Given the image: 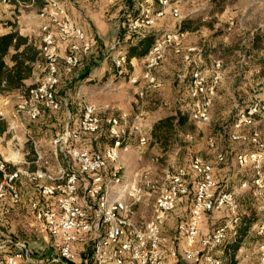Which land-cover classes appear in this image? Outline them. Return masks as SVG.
Here are the masks:
<instances>
[{
	"label": "built area",
	"instance_id": "2783aa9c",
	"mask_svg": "<svg viewBox=\"0 0 264 264\" xmlns=\"http://www.w3.org/2000/svg\"><path fill=\"white\" fill-rule=\"evenodd\" d=\"M47 4L38 10L41 39L38 45L39 55L45 59L41 79L28 90V95L21 93L20 102L14 109L13 117L24 112L34 120L41 114V108L53 111L59 109L61 101L55 96V86L58 82L59 62L71 66L77 62V53L82 44L87 47L83 29L75 25L59 0H46ZM113 1V0H109ZM131 0L128 10L135 14L127 18L128 27L142 37L143 29L152 28L164 14L170 13L179 22L181 14L173 7L174 0ZM18 5L29 6L17 1ZM127 10V9H126ZM53 28V29H52ZM186 32L177 26L173 30H163L155 39L154 45L148 51L145 61L143 78L151 86H157V81L151 72L162 55L165 46L179 50ZM69 40L73 42L68 43ZM65 54L60 55V49ZM199 55V50L189 47L182 54L185 64L193 62V56ZM115 66L125 63L124 55L113 58ZM221 62L212 60V69L201 71L194 65L186 78L178 75L185 82L188 96L193 101L189 111V120L196 124H205L210 120V108L218 83L221 80ZM118 74H122L121 70ZM131 82H136L134 75L128 76ZM142 97L143 93H139ZM39 103L40 107L35 104ZM1 115V112H0ZM142 112L129 115L120 112L103 119L107 126V137L111 143H106L96 152H90L84 136L98 131L101 119L95 114V106L83 104L75 127L66 125L55 133L51 140L54 154L62 152L69 162L68 167L55 164L58 175H53V165L49 159L37 155L36 169L28 171L22 167L12 168L0 153V224L10 209L20 203L19 182L22 176L29 179L41 196L51 205L33 201L30 204L31 214L47 237L58 240L55 256L46 264H164L166 244L170 241L163 232L167 214L174 208L176 201L188 194L187 179L193 175V200L187 218L177 225L178 233L184 240L181 255L185 260L207 264H222L214 256L217 247L233 232L237 222V205L231 192L223 189L214 179L212 166L199 156L194 157L188 168H178L174 173L166 174L167 185L160 187L152 205L148 219L141 223L134 220V208L143 200L144 191L135 180L123 177L116 167L109 168V163L116 162L122 153L130 149L129 139L137 138L140 146L148 144L149 137L143 130ZM264 115V102H252L245 108L237 109L235 119L231 124L229 140L246 143L250 149L235 155V161L243 166L251 164L254 173L249 180L241 182V187L250 184L264 189V133L256 128L246 132L244 128L253 126L257 118ZM192 139V136L186 135ZM217 162H222L224 156L215 154ZM72 163L76 167H72ZM190 172H189V171ZM192 173V174H190ZM85 181L84 195H79V183ZM155 189L154 186L150 187ZM155 191V190H153ZM93 203L87 202V198ZM227 207L232 217L222 226L199 237L198 226L202 215ZM257 233L262 235L258 245L259 264H264V221L256 226ZM93 233L91 256L80 258L76 243L80 236ZM199 246L196 247V242ZM30 251L23 243H17L13 249L5 250L0 245V264H25L30 262Z\"/></svg>",
	"mask_w": 264,
	"mask_h": 264
},
{
	"label": "rangeland",
	"instance_id": "374dc122",
	"mask_svg": "<svg viewBox=\"0 0 264 264\" xmlns=\"http://www.w3.org/2000/svg\"><path fill=\"white\" fill-rule=\"evenodd\" d=\"M60 4L67 10L69 4L77 0H59ZM98 1V0H97ZM145 4H150V0H143ZM226 6L222 13L215 14L211 9L212 0H174L172 1L181 14V21L184 18H190V22L193 26H198V29L194 32L186 33L182 40V48L177 50L172 46H165L162 49V55L158 63L152 67L151 72L156 78L157 86L149 85L143 78V72L145 71V61L135 64L138 73L133 74L136 78V82H131L129 78L121 79L119 82H112L109 85L107 93L98 92L97 94L88 95V91L85 93H79L82 97L81 104L96 105L99 102H108L116 110L114 113L122 112L118 111V107L123 105L121 99L124 92H128L131 100L128 103L129 115H134L139 112H143L142 105L155 106L157 113L160 115L172 112V110L190 111L193 107V101L188 96L185 82H181L178 75L184 74L186 78L189 76V71L196 64L201 71H206L209 75V71L212 69V60L218 59L221 62V80L218 83L215 91V96L210 108V120L205 124H196V134L194 139L185 145H174L164 156L163 159H159L158 163L166 172L156 174H148L156 182H152L151 185L155 189L150 188L151 192H148L146 199L135 208L137 211L134 213V220L137 223H141L149 218L152 212V205L155 199L156 192L160 187L167 185L166 174L174 173L178 168H188L191 160L199 156L212 166V174L215 180L218 181L220 187L231 192L236 202V211H242L238 214H244L249 212V204L254 205L255 212H262L263 208L259 207V202L264 203V189L258 190L257 186L248 183L247 186L241 187V182L249 180L250 176L254 173V168L251 164L240 166L235 161L236 149L242 145L235 143L228 138V134L231 133V125L227 128L220 129L217 116L221 118L230 119L234 115L237 109L245 108L252 102H264V0H225ZM66 2V3H65ZM100 0L98 1V3ZM131 0H101V9H98L97 3L91 4L87 7V11L92 22L95 21L94 28L90 25L86 31V43L87 47L83 46L77 53V62L74 65L67 66L61 62L58 64V82H64V78L68 79L70 76H74L78 72V68L82 66L80 57L83 54H92L94 59L97 60L103 55L106 50L110 51L111 61L120 55L125 54V49L130 39L136 37V33L130 30L128 27L127 18L132 16L133 12L128 10ZM5 3V2H4ZM6 4V3H5ZM70 6V5H69ZM3 8H6L5 14ZM13 7H4L2 0H0V22L6 21V12L13 11ZM100 8V7H99ZM18 9L32 11V15H38V10L31 5L26 7L23 5L14 7V13L18 14ZM127 9V10H126ZM12 17V16H11ZM69 18H71L69 16ZM84 18V17H83ZM87 19V18H86ZM178 20L174 18L170 13H165L164 16L159 19L155 26L152 28L143 29L144 32L156 31L162 32L163 30H173L174 26L178 24ZM53 29V28H52ZM41 32V30H40ZM259 40L257 46L255 42ZM192 47L199 50V55L194 54L193 62L185 64L182 54L185 49ZM89 51V52H88ZM65 51H62V54ZM83 58V57H82ZM107 61L101 66L97 67V72H107L110 69V64ZM88 60V59H87ZM83 61V60H82ZM84 62V61H83ZM89 62V61H87ZM86 62V63H87ZM134 62V60H132ZM114 64V63H113ZM136 71V72H137ZM96 72V75L98 74ZM118 76H122L117 74ZM60 77V79H59ZM57 82V85L59 84ZM122 84V85H121ZM56 87V86H55ZM143 93L140 97L139 93ZM84 94V95H83ZM84 96V97H83ZM143 101V102H142ZM20 102L16 93L10 94L6 102L0 103V112L2 116H7L8 112L16 108V103ZM37 107L39 103L35 104ZM130 107L132 109H130ZM41 108V114L34 120L30 119L24 112L19 113L20 124L16 129H11L5 134V138L2 140V144H6V140L13 136L12 143L25 141V147L29 150L33 147L31 142L32 137L40 136L46 131L47 138H51L56 131H60L57 121H52L55 125H45V120L48 119L49 113L45 108ZM122 110V109H121ZM223 112V113H221ZM58 115V114H57ZM56 115V116H57ZM0 115V122L3 123L6 130L5 118ZM52 117V114H51ZM257 118L253 126L244 128L246 132L256 128L261 133H264V115ZM7 118V117H6ZM100 118V117H99ZM102 121L99 125L98 132H104L106 124L103 123L104 116H101ZM141 122L146 120L144 112L141 115ZM35 129H41L35 133ZM223 131L225 135L219 136V131ZM104 142L103 138L97 139L95 145L100 147ZM222 153L224 159L222 162H217L215 159L216 153ZM31 154V153H30ZM189 171V170H188ZM190 172V171H189ZM264 173V170L262 171ZM163 174V175H162ZM192 174V173H190ZM195 177L191 175L187 179L188 194L187 201L192 204L194 186L193 180ZM264 186V183H262ZM152 190H155L152 192ZM177 204V203H176ZM175 204L174 208L167 214L174 215L175 208L179 207ZM177 206V207H176ZM190 207L182 214L177 211L178 221L173 225L170 230L178 234L177 225L188 214ZM253 208V207H252ZM205 214V215H204ZM202 216L207 217L212 215V220L216 221L215 226H221L232 215L227 207L217 210L216 212L204 213ZM264 219V213H262ZM202 220V219H201ZM32 222L29 219L27 223L22 222L18 225L12 224L11 230L16 232L18 238L25 237L24 239L33 248V245L39 246L42 244L41 238L37 237L33 233L34 227L28 223ZM7 225V224H6ZM257 226V225H256ZM256 226L252 225L251 230H257ZM211 227V226H210ZM207 227L203 225L198 226V234H201L202 230H212L214 227ZM4 228V227H3ZM33 228V229H32ZM0 229L2 227L0 226ZM5 230L7 228H4ZM10 229V228H9ZM214 230V229H213ZM36 231V230H35ZM37 232V231H36ZM258 234V233H257ZM51 240V239H50ZM12 241H18L12 240ZM2 240L0 239V244ZM85 242H89L88 250L91 251L92 236L87 237ZM34 243V244H33ZM56 246V244H55ZM41 252L42 249L38 248ZM44 251V250H43ZM38 252V253H39ZM53 252V251H52ZM54 253V252H53ZM37 253L33 252V255ZM44 255H37L33 258L35 261H39ZM258 255L253 253L249 261L251 264H259ZM43 261V260H42Z\"/></svg>",
	"mask_w": 264,
	"mask_h": 264
},
{
	"label": "crops",
	"instance_id": "0c3cea01",
	"mask_svg": "<svg viewBox=\"0 0 264 264\" xmlns=\"http://www.w3.org/2000/svg\"><path fill=\"white\" fill-rule=\"evenodd\" d=\"M98 1L97 0H77L76 4L72 2L71 4H69L70 6L68 5V7L66 8L68 16L71 17L70 18L71 21L75 25L83 29L85 33V41L87 38L85 29L86 27L87 28L89 27V24H90L89 21L91 20L90 17L87 16L89 14V12L87 11V7L90 6L91 4L97 3L98 4L97 8L101 9V4H100L101 0L99 3ZM2 2H3L4 7L6 6L13 7L12 9L14 11V5L9 4V3L5 4L3 0ZM28 7H31V5H29ZM5 9L6 8H3L4 14H5V11L7 10ZM13 11L11 10L8 13L6 12L5 17L8 20L0 22V34L17 29L21 34L30 36L39 43L41 39L40 24L42 20L38 17V15H32L31 13L32 11L30 10L26 11V10L18 9L17 11L18 14L14 13ZM8 22L14 23V26L10 25V23ZM94 24H95V21L92 22L90 25H92V27L94 28L95 26ZM71 42H73V40H69L68 43H71ZM59 51L62 54V51H63L62 46ZM132 60H134V62H132ZM106 61L107 59H104L100 63V65L102 66ZM141 61H142V58H134V57L130 58L129 63L131 65V70H130L129 75L138 73L137 68L134 65L138 64ZM110 69H111V64H110ZM36 70H37L36 73H34L33 76L26 81L28 85L33 84V83L35 84L41 79L42 75L39 74L40 67H38L37 65H36ZM96 72H97V69H94L92 72V76H95L97 78L96 83H94L93 85L89 87H81L77 90L76 95H75L76 104H75V107L72 108V110H69L67 106L66 96H62L61 104L58 110L53 111V110L48 109L49 110L48 112L52 114V117H51V114L48 115V119L45 120L46 126L48 124L55 125L53 124L52 121H57L58 126H60L59 128L60 131L66 125L75 127L77 124L78 118L80 116V113H81V108H82L81 102H83V100H81L82 97L79 96V93L81 94V93H85L86 91H88L89 93L88 95H91V96L96 91L97 92L95 94H97L99 91L100 92L105 91V93H107L110 83L119 82V80L121 79L128 78V76H118L117 74L113 73L112 70L111 71L108 70L107 72H104L103 70V72H99V73L97 72L98 73L97 75H96ZM76 76H77V73L74 76H70L68 79H66L67 77L64 78L66 81L64 80V82H61V83L59 82L58 86L60 89V94H64L63 90H64V87L66 86L65 84L67 80L75 78ZM13 93H16L18 95V99L20 100L21 91H14L11 94ZM124 93L126 95H124L121 98L123 100L122 101L123 105H120V107H118L117 109L118 111L120 110L124 112H129L127 111L128 110L127 105L129 101L131 100V98L128 92H124ZM9 96L10 94L6 96L0 95V103L6 102ZM94 106H95V114L98 117H100L101 121H102L101 116H104V118H106L107 116L118 115L120 113V112L114 113L113 111L116 112L115 109H113L112 111V107L114 105H111L107 101L103 103L99 102ZM130 109L132 108L130 107ZM141 109L143 110L146 116V120L143 119L142 125H143V130L148 135V137H149V133H150L151 127L154 124V122H156L157 120H159L160 118L166 115L174 114L176 112V110L174 111L172 110V112H168L166 114L160 115L159 113H157V109L155 108V106H148V105L144 106V104L142 105ZM4 111L8 112V114L7 116H2V112H1V116L5 118L7 122L5 123L6 130H4L2 134H0V153L6 159L10 167L12 168L22 167L28 171H33L36 169V166H37L35 163L37 155H39L40 157H45L50 160V162L53 165L52 171H53L54 176L58 175V172H57L58 170H57V167L55 166L56 163L62 165L65 168L69 166L67 157L62 152H58L57 154H54L52 146H51V140H52L53 135L51 136V138H47L46 131H43L41 129L34 130L36 131L35 133H38L39 131H43L44 134H41L40 136H36L35 138L32 137L31 142L34 145L32 148H30V150H32L31 154H30V151L25 147L26 140L24 139H22L21 142L12 143V140H11L13 138L12 136L8 138L5 141L6 144L3 145L2 140L5 138V134L10 130V128L16 129L18 125L22 124V123L18 124L19 122L17 120H19L20 118L19 115L17 117H13L14 109H12V111H8L7 109H5ZM71 116H72V119L70 120ZM216 125H218L220 129H222L221 125H219L218 123ZM57 132L59 131H56L55 133ZM219 133H220L219 134L220 137H223V135H225V133L221 130L219 131ZM194 138L195 137H193L191 140H193ZM84 139L86 140L89 149H91L92 147L90 143L92 139H95V136L87 135V136H84ZM129 143H130V149L127 152L122 153L116 162L114 163L110 162L109 168L111 169L113 167H116L118 169V172L123 177L127 179H133L140 186H142L143 191H144V197H143V200L139 202V205H140L146 199V195H148V192H151L149 190L150 187H153L151 183L157 181V180H153L152 178H150L149 176L151 175L148 176V174L151 173V174L157 175V172H160V173L166 172L165 169L162 168V166H160V164L158 163L159 159L162 158L163 153L157 145L155 144L151 145L149 143V140L146 146H140L138 144L137 138L131 137L129 139ZM105 144L106 143L103 142L100 147L96 146L95 149L99 151L103 148ZM71 166L76 167V164L72 163ZM85 184H86V180L85 181L82 180L79 183L80 198L81 196L84 195L83 187L85 186ZM19 189H20V195H21L20 203L14 208L10 209L9 212L6 215H4L3 222L0 224V226L2 227V229H0V239L2 240L0 245H3L4 251H5V250L13 249L14 245H16L18 242L23 243L28 247L30 251V259H31L30 262L25 263V264H46L49 258L48 256L50 255L52 256V254L57 253L58 240L47 237L45 235V233L39 226V223L34 219L33 215L31 214L30 204L33 201H40L42 204H46V205H51V204L41 196L40 192L37 190L34 184L31 183L29 179L26 178L25 176H22L19 182ZM152 192L154 191L152 190ZM87 202L93 203V201L88 198H87ZM176 203H177L176 205L179 207L176 206L177 208H175L173 212L174 215H172L171 213L170 215L166 216L165 221H164V226H163L164 235H166L169 239L173 240V241H170L165 246L166 253H165V258H164V264H207L203 260H201L199 263L185 260L183 256L181 255V249L184 246L183 237L179 233L178 234L174 233L173 230H170V228H172L173 225H175V223L178 221L177 211L179 210V213L182 214L185 210H187L190 207L189 206L190 202L187 201V197L182 196L176 201ZM259 204H264V203L259 202ZM137 206L138 204L136 205V207ZM134 209L135 211H137L136 208ZM239 212H242V211H238L237 213ZM206 213H209V212H206ZM188 214H189V211H188ZM187 216L183 220H185ZM29 219H32V222L28 224L34 227V229L37 231L36 232L35 230H33V233H36L35 235L41 238L40 240L42 242V244H39V246L33 245V248H31L30 244L26 242V240L24 239L25 237H22L20 239L15 234L16 232L11 230L12 224L15 223L14 225H18V223L22 224V222L24 224V223H27ZM215 224H216V221H213L212 215H209L207 217L202 216V220L200 221L199 226L200 225L201 226L203 225V227L211 226V227H214L213 229H216L219 226L217 225L215 226ZM254 225L256 226L258 225V223L253 224V226ZM3 227L7 229L5 230ZM212 230L210 229L209 231L207 230L205 231V229H203L201 234H198V235L199 237H201ZM91 236L93 237L94 234L88 233L78 238L77 243H76V250H77L78 257L83 258L89 253V250H88L89 242H85V239ZM230 237L231 235H228L227 238H230ZM16 239L18 241H12ZM197 246H199L198 241L196 242V247ZM38 248L42 249V251L39 252ZM257 248L258 246L254 248H250L248 244L245 245L244 243H242V245L238 248L237 253H236V259H237L236 264H251V262L249 261V258H251V255H253V253H256L258 255ZM33 252L37 253V255L39 256L40 255H44V256H42V258H39L40 259L39 261H35L33 260V258H36L35 256L37 255L36 254L33 255ZM214 256L219 258L222 264H225V258L221 256V250L217 249L216 252L214 253Z\"/></svg>",
	"mask_w": 264,
	"mask_h": 264
},
{
	"label": "trees",
	"instance_id": "16d2710c",
	"mask_svg": "<svg viewBox=\"0 0 264 264\" xmlns=\"http://www.w3.org/2000/svg\"><path fill=\"white\" fill-rule=\"evenodd\" d=\"M3 1L5 3L14 5L16 9L18 0ZM19 1H21L23 4L32 5L37 10L42 9L47 4L46 0ZM225 6V0H212L211 2V9L216 15L222 13ZM131 11L133 12L132 15H134L135 11ZM189 19L190 18H184L179 21V23L176 24L177 28L180 31H184L186 33L196 31L198 29V26H193ZM8 23L14 26V23ZM160 33L149 30L145 32L142 37L130 39L126 46L125 54H123L125 57V63L122 66L117 67L112 64V62L110 61L112 56L108 58L110 56V51L108 50H106L103 55L97 58V60L94 59L92 54H83L80 59H82L84 62L81 60L82 66L78 68L77 76L75 78L67 80L65 84L66 86L63 90L64 94H60L59 86L56 85V98L61 101L62 96H66L67 106L69 110H72V108L75 107L76 104L75 95L77 90L81 87H89L96 83L97 78L95 76H92V72L94 69H97V67L104 59L107 58L109 63L111 64V70L113 71V73L118 74V71L121 70L122 74L120 75L129 76L131 70V65L129 63L130 58H145L148 51L154 45L156 37ZM258 41L259 40L257 39V41L255 42V46H257V43H259ZM39 43L32 37L21 34L17 29L0 34V95L6 96L14 91H21V93L25 96L28 95L27 93L29 88L33 87L35 84L33 83L28 85L26 81L30 79L34 73H36L37 64L45 66V59L39 55ZM39 74H43L42 67L39 70ZM46 110L49 111L47 108ZM217 118L219 121V125H221L223 129L229 127L233 123L235 114L232 115L230 119L228 118V120L219 116H217ZM71 119L72 116L70 117V120ZM195 126L196 125L189 120V111L176 110L174 114L166 115L154 122L149 133V143L151 145H157L161 149L164 156L176 144H189V142H191L192 140L188 139L186 135L192 136V138L196 134L198 135ZM4 130L5 126L2 122H0V134H2ZM100 132L97 131L94 134H88V136H95V139H92L90 143L92 147L90 149V152L97 151L95 149V141L97 142V139H99L100 137L103 138L104 143H111L110 138L107 137V126L104 132ZM235 143H239L240 145H242V148L239 146L238 149H236V154L245 152L251 148L250 145L246 143ZM31 152L32 150L30 151V153ZM163 156L161 159H163ZM254 205L256 204H249L247 206L249 207L248 213L245 212L244 214H237V222L235 228L232 233H229L231 237L226 238L220 244V246L217 247L218 250H221V256L225 258V264L237 263L236 253L242 243H244L245 245L248 244L250 248H254L257 247L261 241L262 235L257 234V230H251V227L253 224H261L263 222L262 213H264V204H259V207L263 208V211L261 213L255 212L256 210L254 209ZM91 252L92 250L89 251V256H91ZM55 255L56 253L52 254V256ZM52 256L50 255L48 257L51 258Z\"/></svg>",
	"mask_w": 264,
	"mask_h": 264
}]
</instances>
